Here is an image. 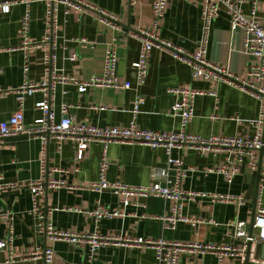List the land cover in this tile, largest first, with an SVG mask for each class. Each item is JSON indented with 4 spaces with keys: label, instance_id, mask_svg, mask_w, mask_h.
<instances>
[{
    "label": "crops",
    "instance_id": "crops-1",
    "mask_svg": "<svg viewBox=\"0 0 264 264\" xmlns=\"http://www.w3.org/2000/svg\"><path fill=\"white\" fill-rule=\"evenodd\" d=\"M98 9H104L118 18L121 29H114L99 21V14L91 8L78 10L64 5L58 11L57 62L55 71L59 75L89 80L103 73L105 55L114 39L117 44V77L121 82L134 81L133 62L138 59L141 42L132 33L141 28L149 29L152 23L151 0H83ZM251 0H245V14L250 15ZM203 0H168L167 9L154 34L187 51H196L202 37L201 10ZM26 6L18 3L10 12L0 10V88L12 90L0 97V121L8 119L18 109L14 88L25 79L24 66L29 70L27 78L31 82L49 81L50 73L44 64V57L50 50V43L37 48L23 47L21 18ZM257 17L264 21V0L257 1ZM32 23L29 42L42 41L49 30L46 19V3H33ZM229 15L223 10L215 19L208 36L206 58L232 72L243 74L249 65L245 54L241 32L231 33ZM255 82L254 78H249ZM191 87L216 95L198 96L195 101V116L188 125V132L203 138L211 136H247L258 129L264 132V96L257 97L241 88L225 82L193 78L191 68L176 60L164 48H154L150 53V67L147 82L139 88L128 89L91 87L80 92L73 83L57 84L53 91V106L57 120L62 117L61 105H72L70 113L78 122L99 126H127L133 120L141 128L160 132L180 129V118L171 106L175 95L170 88ZM144 102L135 114L138 95ZM44 99L42 92L28 96L24 104L25 124L33 127L42 116L38 103ZM93 106L104 107L94 108ZM58 152L54 140H50L43 152L39 138L28 135L11 137L0 147V183L13 182V189L0 192V208L13 213V220L0 219V239L12 230L13 251L18 258L12 264H46L43 258H34L32 253L39 246L52 247V264H89V249L86 244H70L65 241L51 243L37 227V218L32 209L31 191L28 182L43 174L49 179L64 178L76 190L60 188L49 190L39 197V204L47 212L53 225L62 230L75 232H98L103 235H123L129 237H149L183 242H205L235 244L244 247L242 240L231 235L228 224L238 220L251 224L255 209L254 198L258 183V169L261 152H253L256 168L250 165L248 157L240 172L229 181L225 174L207 171L210 167L235 165L236 156L229 151L218 154L196 150L174 149L170 157L180 163L169 162L162 148H151L140 144L111 143L107 148L110 161L108 178L131 185L146 186L158 181L154 173L161 167H169L173 181L185 190H197L213 194H236L246 200L237 203L212 202L210 197L183 202V214L193 220L212 219L216 224L193 221L180 222L175 229H163L153 215L168 212L171 203L162 198H133L130 205L123 206L121 198L105 191L97 193L86 189L98 179L99 164L104 153L102 143H91L78 159L77 143L66 139ZM42 160H45V171ZM59 167L63 172L55 171ZM185 176L177 179L179 171ZM264 183V181L262 182ZM261 185V184H260ZM259 200V196H258ZM264 206V195L262 198ZM258 203V202H257ZM78 207L82 211L69 208ZM103 207L109 210H123L124 215L95 221L85 210ZM246 255V251H245ZM262 250L260 256L262 257ZM9 257V252L0 250V262ZM99 264H157L154 251L141 246L110 244L100 248L95 256ZM180 264H243L241 257L225 256L222 262L216 255L181 254Z\"/></svg>",
    "mask_w": 264,
    "mask_h": 264
},
{
    "label": "built area",
    "instance_id": "built-area-1",
    "mask_svg": "<svg viewBox=\"0 0 264 264\" xmlns=\"http://www.w3.org/2000/svg\"><path fill=\"white\" fill-rule=\"evenodd\" d=\"M37 1L46 3V23L49 34L40 42H29L30 27L32 23V5ZM257 1L251 0L250 15L245 14V0H203L201 10L202 20V37L199 41V47L196 51H187L174 45L167 40L159 39L155 34V30L159 27L162 18L165 15L168 0H151L152 2V23L149 29L141 28L132 33L141 42V49L138 59L133 62L132 67L135 71V80L121 82L117 77V44L116 39L113 40L108 48L103 73L99 77H92L89 80H78L75 77H67L59 75L55 71L57 62V32L59 27L58 11L61 5L82 10L91 8L99 14V21L114 29H121L118 18L104 10L98 9L83 0H0V10L8 13L11 7L21 3L26 7L25 13L21 18V34L23 37V47L37 48L45 43H50V50L44 57V64L48 67L50 73L49 81L31 82L27 78L29 70L28 64L24 66L25 79L24 82L14 88L19 107L12 115L0 121V147L11 137L20 135L33 136L39 138L42 142L43 152L50 140H54L58 152L62 151L63 141L71 139L77 143L78 159H81L89 145L94 142L102 143L104 153L99 164L98 179L93 181L86 189L103 193L108 191L119 198L124 207L130 205L133 198H162L171 203L168 212L151 216V219L159 220L163 224V229H175L180 222L193 221L194 223L209 222L216 224L214 220L198 219L186 217L183 214V202L196 201L199 198L210 197L212 202L237 203L243 205L245 198L236 194H213L197 190H185L173 181L170 175L169 167H161L154 173V177L158 181L151 185L137 186L122 181H111L108 178L110 161L107 157V148L111 143H129L140 144L151 148H162L168 156L169 162L180 163L178 159L170 157L174 149L196 150L203 154L205 152H213L218 154L221 151H229L236 156V163L233 166H222L221 168L210 167L207 171H218L229 177L232 181L233 177L241 171L248 157H252L250 165L256 168L257 162L253 152L262 150V162L264 163V132L258 129L254 134L247 136H211L203 138L198 134L188 132L187 128L190 121L195 116V101L198 96L210 94L215 96V91L206 92L191 87L170 88L169 93L175 95L176 100L171 106V110L180 118V129L176 131L160 132L150 128H141L133 120L127 126H99L78 122L70 113L71 104L64 102L61 105L62 117L57 120L56 111L53 106V91L57 84L73 83L78 86L80 92H85L91 87H107L117 89H128L133 86L142 87L148 79L150 67V53L154 48H164L171 52L172 56L185 64L192 70L193 78H203L205 80H215L217 82H225L230 85L237 86L252 96H264V21L257 17ZM225 12L230 17L231 33L241 32L243 35V46L245 54L249 58V65L243 74L232 72L228 67L221 66L206 58L208 36L211 32L215 19L220 13ZM249 78H254L255 82ZM12 90L0 88V97ZM42 92L44 99L37 105L42 112V116L35 121L33 127H27L25 124L24 104L28 96L35 92ZM144 102V96L139 94L135 101V114L140 105ZM94 108H101L93 106ZM264 115V109L261 111ZM43 170L45 171V160H42ZM55 171L63 172L59 167L54 168ZM185 171L181 170L177 174V180L180 181L185 176ZM264 167L262 165L260 186L258 190L259 200L255 209L254 220L252 224L246 221L238 220L231 222L229 227L232 230L231 235L235 239L242 240L244 247H238L235 244H221L205 242H183L178 240H166L163 236L160 238L149 237H129L123 235H103L98 232H75L70 230H62L56 228L47 217V212L39 204V197L47 193L49 190L66 188L76 190L79 187L71 185L64 178L49 179L43 174L36 180L28 182L31 191L32 209L30 212L37 218V227L44 234L47 241L54 243L57 241H65L70 244H86L89 249V264H94L97 251L110 244H120L125 246H141L154 251L157 264H180L182 253L189 252L193 254H214L221 263L225 256L241 257L243 264H264V256H260V246L264 245V206L262 205L261 196L264 194ZM13 182L0 183V192L5 189L16 188ZM72 211H82L78 207L69 208ZM86 214L92 216L95 221L105 218H113L115 216L124 215L123 210H109L103 207H97L93 210H85ZM13 213L3 211L0 208V219L13 220ZM14 235L12 230L4 239H0V250L9 252V257L0 262V264H12L19 257L13 251ZM249 255L247 256V249ZM246 251V255H245ZM32 257L43 258L46 264H52L54 251L52 247L45 245L38 247L33 251Z\"/></svg>",
    "mask_w": 264,
    "mask_h": 264
},
{
    "label": "water",
    "instance_id": "water-1",
    "mask_svg": "<svg viewBox=\"0 0 264 264\" xmlns=\"http://www.w3.org/2000/svg\"><path fill=\"white\" fill-rule=\"evenodd\" d=\"M261 155H262V150L260 151ZM261 161H262V157H261ZM261 171H262V163H260L259 169H258V183H257V190H256V195L254 198V204H255V209H256V205H257V198H258V190H259V186H260V177H261ZM255 209L253 211V218L251 220V231H252V224H253V220H254V215H255ZM260 249L262 250V253L264 256V245L260 246ZM249 255V248L247 249V256ZM95 264H99V262H95Z\"/></svg>",
    "mask_w": 264,
    "mask_h": 264
},
{
    "label": "rangeland",
    "instance_id": "rangeland-1",
    "mask_svg": "<svg viewBox=\"0 0 264 264\" xmlns=\"http://www.w3.org/2000/svg\"><path fill=\"white\" fill-rule=\"evenodd\" d=\"M264 195V194H263ZM263 195L261 196V200H262V198H263Z\"/></svg>",
    "mask_w": 264,
    "mask_h": 264
}]
</instances>
